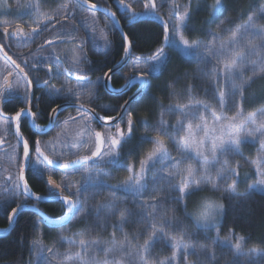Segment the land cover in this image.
Masks as SVG:
<instances>
[{"label": "snow or ice", "instance_id": "1", "mask_svg": "<svg viewBox=\"0 0 264 264\" xmlns=\"http://www.w3.org/2000/svg\"><path fill=\"white\" fill-rule=\"evenodd\" d=\"M191 2L192 0H189L188 4L180 5L177 0H172L169 19L163 21V46L158 47L155 53L148 57H134L132 68L134 71L139 70L138 79L141 83V91H143L150 86V74L155 75L167 59L166 48H171L184 58H196L204 65L212 64L211 73H205V75L209 76L210 90L218 102L220 111L218 113L210 105L191 98L188 103H181L177 100L174 106H167L169 112L179 113L176 116V124L170 125L163 118L162 113L158 123L151 126V132L154 135L149 133L148 122L143 121L146 131L139 137L134 117L131 112L127 111V101L125 105L120 106L123 111H117L116 116L100 117L101 121H113L112 126L103 131L93 128V121L96 119L97 113L94 108L90 107L94 101L90 90L102 81L99 77L94 81L81 74L85 71L82 65L91 63L88 60L85 45L90 42L94 51L105 56L109 54L112 47L107 35V31L110 29L96 26L95 12L99 7L97 4L92 0H77L80 10L90 13L93 20L91 27L84 24L86 33L84 38L72 34L77 31L74 26L71 32H67L61 25V21H67L71 13L56 19L55 24L51 23L54 19L52 16L45 15L43 19L33 21L34 26H30V31H26L20 25L13 27L10 24H5L2 31L6 39L25 38L34 42L35 38L47 31L51 24L53 30L56 29V25H61L63 33L62 35L58 34L55 41L63 42L65 37L79 41L75 48L69 50L73 53L70 62L72 71L67 68L62 69V64L67 61L56 54L55 48L43 59L32 53H28L27 57L20 54L21 63H17L9 56L4 57L8 67L0 72V123H4L6 129L15 125L13 134L16 138V145L12 146V150L16 153V149H20L15 155L16 171L9 172L6 176H0V205L7 206L8 201L15 203L17 200H21V203H16V207L11 208V213L8 215L9 221L16 218L18 210L23 206V200L35 195L31 192L26 178V170H28L30 173L42 177L47 174L46 182L50 188V198L59 200L66 209L64 216L60 218V226L72 220L83 219L87 222V217L94 211L98 222L102 219L101 213H104L103 219L118 213V226L121 230L130 219H134L135 222L145 225L146 229H150L143 243L137 245H132L131 242L126 245L124 241L117 242L115 239L110 242L84 238H80L78 241L67 240L69 244L78 243L85 252L93 245H108L103 247L106 256L109 253L120 254V258L104 259L102 264H173V261L178 260L181 249H183L185 262L188 261L191 250L202 256L201 264H215L218 259L216 246L221 249V255L230 256V260L226 264H264V248L251 247L245 250V237L239 236L233 241L231 236L221 238L218 232L223 218L230 209L234 211L238 206L243 207L250 200L254 191H264V109L260 110L259 120L257 113L242 116L240 110L245 87L252 79V77L245 79L246 70L251 68L253 76H256L258 67L259 73H264V24L258 23V19H264V4L258 10L250 11L248 20L243 24L223 28V22H221V25H218L219 31L211 28L205 29L204 35L211 37L205 43L199 38L190 39L185 35L186 31L199 30L190 23L193 12ZM197 2L199 3L200 0ZM116 3L124 9L130 22L136 20L138 16L160 17L157 0H143L144 11L139 13L132 3H125V0H116ZM7 6L10 7V5ZM63 7L68 9V5ZM208 8L210 9L209 17L205 23L211 24L217 13L224 10L223 0H213ZM104 11L111 18H115L114 12H110L108 9H104ZM37 15H40L38 6ZM225 32L230 33L227 39L223 38ZM97 34L103 40L102 46ZM121 35L125 55H130L133 42L128 39L127 34L122 33ZM44 43L51 46L54 40H45ZM4 47L5 45H0V50H3ZM38 50L43 52V45ZM142 59L145 61L143 65L140 63ZM48 61L56 64L55 72L52 71L53 63ZM41 68L48 70L49 80L61 76L71 78L74 72L77 83L74 86H69L65 81L59 88L50 84L49 80L39 83V78L30 77L29 73H34ZM112 71L113 69L109 68L104 73V77L110 79L109 73ZM126 79L129 78L126 77ZM131 79H136V77ZM33 80H36L40 88L44 90L42 97H35L32 91ZM225 85H227V90ZM85 90H89V94L86 99H82ZM208 90L206 89V91ZM44 97H47L52 103L55 99L73 102L76 106V116L69 115L65 120L60 121L57 115L59 107H53L49 114V127L60 126L62 131L56 139L42 145L39 139L24 138L20 127L22 117L31 118L34 122L38 117V112L32 111V107L36 106L33 100L39 102ZM229 102H231L230 106L237 109V114L232 117L227 116L224 112V108L229 106ZM19 103L26 106L19 108L14 116L7 115L2 110L6 105L14 106ZM160 107L163 109L166 106L161 104ZM199 109L210 111L216 122L215 126L209 128L203 113H199L201 123L197 124L195 128L191 123H187L185 126V121L195 118ZM105 110L116 111L111 106H105ZM221 121H225V123H221ZM76 123L79 124L78 131L69 141L65 130L70 124ZM34 126L40 128V125ZM200 129H203V135L197 137V132ZM210 131L213 133L211 136L209 135ZM257 134H259L260 155L251 161V164L255 166L257 179L248 184L244 191H239L240 163L236 162L235 165H232L228 160H221L220 157L227 154L243 156L242 143L247 137L255 138ZM60 135H64L65 139H60ZM168 142L176 147L180 154L179 158L172 156L168 150ZM3 143L4 139L0 137V144ZM88 143L94 146L87 147ZM206 143L210 147H206ZM143 144H150L152 147L138 160L137 167L134 163L128 162L127 157L133 149ZM81 148H84L89 154H81ZM187 160H195L200 163L203 171L192 163L185 165ZM216 163L220 164V168L217 170L216 176L213 177L209 174L208 166ZM101 166L126 169L129 175L123 182L111 185L107 183V179L111 178L112 173L104 171ZM57 171L64 173L62 180H67L69 174L78 173L81 175L82 181L78 186L71 182L57 183L53 175ZM153 173L156 176H153ZM218 179L225 183L221 186L217 182ZM208 186H211L212 191L219 192L220 196L216 199L202 198L201 202L195 204L190 210L188 201ZM103 189L113 190L110 193V198L98 203L94 210H90L87 205L88 199L95 198ZM65 192L69 194L65 195ZM116 192H123L124 195L117 196ZM145 193H150V195L145 198ZM36 199L39 200L40 197L36 196ZM129 199L134 205L133 208L126 207ZM225 199L228 201L227 205L224 202ZM168 201H174L182 206L185 219L192 222L191 231L188 225L175 215L176 209H170L167 206L166 202ZM122 205L125 206L122 207ZM213 229L217 230L215 238L208 237L206 234ZM176 231L182 233L179 239L173 235ZM199 234H205L204 238L211 240L212 247L206 245L197 247L191 243L192 238L198 237ZM185 238L188 242H185ZM157 242L172 248L170 257L163 260L148 258L147 254ZM34 244L37 246V259L40 264H52L57 255L63 256L59 264H74L75 261L84 260L80 252L58 254L51 248L47 249L49 255H45V250L39 246V242H34ZM117 244L118 247L111 246ZM225 249L227 251H224ZM240 257H244V260L241 261ZM92 260L94 261L95 257H92Z\"/></svg>", "mask_w": 264, "mask_h": 264}, {"label": "trees", "instance_id": "2", "mask_svg": "<svg viewBox=\"0 0 264 264\" xmlns=\"http://www.w3.org/2000/svg\"><path fill=\"white\" fill-rule=\"evenodd\" d=\"M177 2L185 5L188 4L189 0H177ZM171 3L172 0H157L160 12L159 18L156 16H138L136 20L130 22L127 15L119 17L122 28L133 44L126 67L120 72L115 73L111 78V85L113 88H120L127 81L126 77L129 78L132 74L139 73V70L134 71L132 68L134 57H148L154 54L158 47L163 46V21L169 19L168 9ZM212 3L213 0H200L199 3L197 0H192L191 8L193 12L190 23L199 30L192 32L186 31L185 35L188 38H199L207 43L211 37L204 35L205 29L211 28L219 31L218 25H221V22H223V28H231L234 25L243 24L248 20L250 11L254 12L258 10L259 7L264 4V0H223L224 10L217 13L213 23L206 24L205 21L208 19L210 11L208 5ZM133 7L138 13L143 12V0H133ZM5 9L6 8L0 13V18H3V21L0 19V23L5 22L14 26V23H16L15 17H13L11 12H6L7 10ZM6 16L9 17L7 20L5 18ZM102 17L105 21L103 22L105 24L104 28L110 29L107 31V35L112 43V47L107 56L100 54V56L94 60L98 68L99 76H102L109 68H112L119 62L124 53L123 40L120 34L112 27L113 25L108 18L99 14V20L102 21ZM86 20H92V18H87ZM258 23L264 24V19H258ZM2 26L4 27V25ZM169 26L171 28V23ZM229 35L230 33L225 32L223 33V38L227 39ZM4 38L5 36L0 32V45H5L3 51L8 53L15 52V42L11 41L9 43H4ZM10 39L13 40L14 38ZM22 42H24V40ZM99 43L102 46L103 40L100 39ZM165 51L168 53V57L155 75L150 74V86L140 93L138 96L139 99L136 98L133 100L127 109L128 112H131L136 122L138 137L143 135L146 131L142 123L143 121L148 122L149 133L154 135V133L151 132V126L158 123L162 113L163 118L167 120L170 125L176 124V116L179 115V113L169 112L167 106H174L177 100L181 103H188L191 98L210 105V107L215 108L218 113L220 111L218 102L213 97L212 91L210 90L209 76L205 75V73H211L213 65H204L196 58H184L171 48H166ZM0 60L2 61V66L6 67L5 60L2 58H0ZM144 62L143 59L140 61L142 65ZM125 69L127 71L131 69V71L126 72L121 78L120 75ZM256 71L258 75L253 76L251 68L246 70L245 79L248 77H252V79L244 90V99L240 109L242 116H247L249 113L259 114L260 110L264 109V73H259L258 67ZM135 89L136 88H131L128 93L109 94L100 86L98 91L93 93V96L98 100L97 104L94 105L95 109L103 116L114 115ZM206 89L209 90L206 91ZM225 89L227 90V85H225ZM161 104L166 107L162 109L160 107ZM230 104L231 102H229V106L224 108V112L227 116L232 117L237 114V109L234 106H230ZM105 106H111L115 108L116 111L105 110ZM41 110H48V104L41 105ZM67 111L76 113V109ZM199 113H203L205 118L211 116L210 111L199 109L198 115L195 118H189V120L185 121V126L187 123L193 125L199 122ZM37 123L44 122L42 120ZM110 126L112 125L106 126L93 121V128L95 130L103 131ZM78 128V123L70 124L66 128L67 139L69 141L76 135ZM93 146L94 145L91 143L87 144V147ZM151 147L152 145L150 144H143L133 149L132 153L127 157V161L134 163L138 167V160L145 155ZM259 149L260 144L252 140H245L241 145L243 156L227 154L220 157L221 160L226 159L232 165H235L236 162L240 163V176L238 178L239 191H244L248 184H251L253 180L257 179L255 166L251 164V161L258 158L260 155ZM168 150L173 157L179 158L180 154L171 142H168ZM16 153H14L11 148L10 155L3 159V170L0 169V176H6L9 172H15ZM81 154L89 153L85 151L84 148H81ZM69 158H71V156H69ZM188 163L194 164L195 167L203 171L202 165L197 161H185V165ZM101 167L104 171L112 173L111 178L107 179V183L111 185L123 182L129 175L126 169H116L111 166ZM219 168V163L214 165L210 164L208 166L209 174L215 177ZM245 173H247V175H245ZM53 175L57 183L71 182L73 185L78 186L82 181V177L78 173L69 174L67 180H62L64 176L62 172L57 171ZM153 176H156V174L153 173ZM26 178L30 188L35 194L50 195V188L46 182L47 174L42 177L28 172ZM217 182L221 186L225 183V181L219 179ZM111 191L113 190L103 189L95 198L88 199L87 205L89 209L94 210L98 203L109 199ZM64 194L67 195L69 193L65 192ZM116 195L123 196L124 193L116 192ZM149 195L150 193H145V198ZM219 196V192L212 191L211 186H208L204 191L196 193V195L188 201V207L191 210L195 204L201 202L202 198L208 197L216 199ZM224 202L226 205L228 204L226 199ZM16 203H21V200H17L15 203L8 201L7 206L0 205V228H5L7 226L9 212L12 207L16 206ZM166 204L170 209H176L175 215L183 220L191 231L192 222L185 219L182 206L176 204L174 201H168ZM37 206L52 219L59 218L64 212V207L56 202L40 203ZM124 206L125 205H122V207ZM126 207H134L130 199ZM101 216L102 219L98 222L93 211V214L87 217V222L83 219H79L65 223L63 226H49L44 224L41 218L35 213L31 211H22L17 214L11 230L7 234L0 236V264H40V261L37 259V246L34 242H39V246L43 247L45 250V255H49L47 253L48 248L53 249V251L58 254H74L75 252H80L84 260L75 261L74 264H85V262H87V264H102L104 259L112 260L114 258H120V254L116 253L113 255L109 253L106 256L103 247L108 245H93L85 252L78 243L69 244L67 240L72 239L78 241L80 238H84L86 240L99 239L110 242L112 239H115L117 242L124 241L126 245L128 242H131L132 245H137L142 244L143 240L147 238L148 232H150V229H146L145 225L135 222L134 219H130L128 223L124 224L121 230L118 226V213L115 216H108L107 219H103L104 213H101ZM216 232L217 230L213 229L206 235L215 238ZM218 232L221 238L226 236L245 237V250L251 247L264 248V191H254L250 200L243 207L238 206L234 211L230 209L228 214L223 218ZM181 234L180 231L173 233L177 239H179ZM204 235L205 234H199L198 237H193L191 243L197 245V247L200 245L212 247L211 240L205 239ZM185 242H188L187 238H185ZM111 246L115 248L118 247V244ZM172 251L170 246L161 245L160 242H157L152 246L147 255L150 260H163L170 257ZM224 251L227 250L225 249ZM216 255L218 259L215 261V264H226V262L230 260V256L221 255L219 246H216ZM92 257H95L94 261ZM62 259V255H57L52 264H59V261ZM125 260H127V257H125ZM201 260L202 256L190 250L188 261L185 262L183 259V249H181L178 254V260L173 261V264H201ZM240 260L243 261L244 257H240Z\"/></svg>", "mask_w": 264, "mask_h": 264}, {"label": "flooded vegetation", "instance_id": "3", "mask_svg": "<svg viewBox=\"0 0 264 264\" xmlns=\"http://www.w3.org/2000/svg\"><path fill=\"white\" fill-rule=\"evenodd\" d=\"M92 2L98 5L104 6L110 11L114 12L118 19L120 16L123 17L126 15L124 9L119 7V4L116 3V0H92ZM125 3L133 4V0H125ZM5 5H6L5 10H7L6 12H11L13 14V17H15L16 23H14L13 27L20 25V26H23L26 31H30V26H34L33 25L34 20L43 19L45 15L52 16L54 19L51 23L55 24L56 19H58L61 16L67 15L68 13H71L67 21H61V25L64 26V29L67 32H71L72 27L74 26L77 29V31L72 34L79 38H84L86 36L85 30H84V24H87L89 27H91L93 23V20H86L87 18H92L91 14L88 13L87 11H81L78 6L77 1L75 0H12V2H9V0H7V3ZM7 5H10V7H8ZM64 5H68L67 10L63 7ZM37 6H38V11L40 13L39 16L37 15ZM99 14H102V13L97 12V11L95 12L96 26L98 28L104 29L105 24L103 22L105 21L103 17H102V21L99 20ZM102 16H105V15L102 14ZM5 18L7 20L9 17L6 16ZM1 21H3V18L1 19ZM45 23H47V21H45ZM5 24L7 23L5 22L0 23V32L3 34V36L5 35L2 31V28H3L2 25L5 26ZM61 25H56V29L53 30L50 24L48 30L38 35L35 38L34 42L28 41L25 38H14L13 40L4 38L3 39L4 43H9L11 41L15 42V52L8 53V52L3 51L4 50L3 48V50H0V58L4 60L5 56H9L13 60H16L17 63H21L20 54H23L25 57H27L28 53H32L35 56L39 57L40 59H43L44 56H47L51 52V50L55 48L56 54L61 56L63 60L67 61L64 64H62L61 66L62 69L67 68L69 69V71H72V64L70 62L72 60L73 53L69 50L75 48L76 45L79 43V41L70 40L67 37H65L63 42L55 41V37L58 34H61V35L63 34L61 32ZM41 27H43V25H41ZM38 32H39V29H38ZM97 38L98 40H100L99 34H97ZM23 40L24 42H22ZM45 40H54V43L53 45L49 46L44 43ZM41 45H43L44 47L43 52L38 50ZM33 50H36V51H33ZM30 51H33V52H30ZM85 51L87 52L88 60L91 61V63L82 65L85 71L81 74L86 75L88 78L94 81L97 80V78L99 77L101 78V81H102L104 74L102 76L98 75V68L96 67L94 63L95 62L94 60L100 56V53L94 51L93 45L90 42L86 43ZM31 62H35V61H31ZM48 62L53 63L52 71L55 72L56 64L52 61H48ZM127 63L128 61L115 73L120 72L124 67H126ZM6 67H8L7 64H6ZM6 67L2 66V61L0 60V72H3ZM21 67H23V64H21ZM25 70L27 71V69ZM130 71L131 69H128V71L125 69L123 72L124 74L121 73L120 75L121 78L126 74V72H130ZM114 74H112L111 78L113 77ZM75 75L76 74L73 72V75L71 78L67 76H61L60 78L49 80V72L46 68H41L40 70L34 73L32 72L29 73L30 77L32 76L38 77L39 83H43V81L49 80V83L55 85L57 88L61 87V85L65 81H67L69 86H74L77 83L75 79ZM39 83H37L36 80H33L32 91L34 92L35 97L43 96L44 90L40 88ZM100 86L104 89L102 82H98L95 85V87L90 90L91 94L93 95V93H96ZM130 89L126 90L125 93L126 92L128 93ZM88 94H89V90H85L84 96L82 97V99H86ZM68 102H71V101H65L63 99H55L54 103H52V102H49L47 97H44L39 102H36L34 99L33 103L36 106L32 107V111L38 112V117L35 118L34 122H33V119H31L33 123L32 126L30 124V118L22 117L20 132L23 135V137L28 138L30 140L39 139L42 145L49 143L53 141L54 139H56L58 137V134H60L62 130L60 126H57L55 128L47 127L49 124V114L51 113V109L53 107H57V106H60ZM97 102H98L97 98L94 97L93 104H91L90 107L95 109L94 105L97 104ZM45 104H48V110L42 111L41 105H45ZM25 106L26 105H24L23 103H19L14 106L6 105L3 107L2 110L5 114L14 116L15 112L19 110V108L25 107ZM71 109H76V108L67 107V108L59 109L57 113L59 120L63 121L69 115L76 116V113L72 111H67ZM65 111H67L68 113ZM42 120L44 123H37L38 121H42ZM34 124L40 125V128H36ZM36 131H41V132L38 133ZM13 133H14L13 125L11 128L6 129L4 126V123H0V137L4 139V143L0 144V169L1 170H3V162H4L3 159L6 158L8 155H10L12 146L16 145V138ZM66 136H67V133H66ZM60 138L65 139V136L60 135ZM19 151L20 149L17 148L16 152L18 153ZM15 171H16V163H15ZM28 172L29 171L27 170L26 176ZM40 203H43V202H37L28 197L23 200V204H33L37 206ZM45 203H52V202H45Z\"/></svg>", "mask_w": 264, "mask_h": 264}, {"label": "water", "instance_id": "4", "mask_svg": "<svg viewBox=\"0 0 264 264\" xmlns=\"http://www.w3.org/2000/svg\"><path fill=\"white\" fill-rule=\"evenodd\" d=\"M75 1H77V0H75ZM98 6L99 7H98L97 12H100V13L104 14L107 18H109L111 20L112 24L115 25L114 27H115L116 31L120 34V36L122 38L121 34L125 33V31L122 28V25H121L119 19L116 17V15H115V18H111L108 15V13L104 11V9H107L106 7L101 6V5H98ZM85 7L87 8V6H85ZM119 7H121V6L119 5ZM110 12H112V11H110ZM130 54H131V49H130ZM129 57H130V55H125V52H124V54H123V56H122V58L120 60L121 62L115 64L112 67L113 71L111 73H109L110 79H111L112 74H114L116 71H118L128 61ZM134 76L136 77V79H131ZM138 77H139V74L131 75V77L129 78V79H131V82H129V79H128L127 82L122 86V88L118 89V90H112L111 86L109 85L110 84V79H108L107 77H103V87L109 94H121V93L125 92L126 90L130 89L131 87L137 86V89L132 94H130L126 98V100L123 102V104H122V105H125V102L127 101L128 103H127L126 107L128 109V107L131 104V102L133 100H135L139 96V94L144 91V90L141 91V83H140ZM139 85H140V88H138ZM58 107H59V109H63V108H67V107L76 108V106L74 105L73 102H68V103L62 104V105H60ZM118 111H123V110L121 108H119ZM95 112L97 113L96 110H95ZM116 114H117V112L114 114V116H116ZM95 121L98 122L99 124H104V125H111V124L114 123L113 121H108V120L101 121L100 120V116H99L98 113H97V117H96ZM30 124H31V126L33 125L32 121H31V118H30ZM47 127H49V124H48ZM14 128H15V125L13 124V130H14ZM36 132L40 133L41 131H36ZM26 172H27V170H26ZM31 192L33 193L32 189H31ZM36 196H39L40 199L37 200ZM28 198L33 199L34 201L43 202V203H45V202H58V203H61L59 200L51 199L50 195H38V194H35L33 196H29ZM22 211H31V212L35 213L36 215H38L41 218V221L44 224L49 225V226H60L59 225L60 218L64 216V214H63L59 218L52 219V218L48 217L36 205H33V204H23V206L18 210V213H20ZM13 222H14V220L13 221L7 220V226L5 227L3 232H0V236L7 234L11 230V228L13 226Z\"/></svg>", "mask_w": 264, "mask_h": 264}, {"label": "rangeland", "instance_id": "5", "mask_svg": "<svg viewBox=\"0 0 264 264\" xmlns=\"http://www.w3.org/2000/svg\"><path fill=\"white\" fill-rule=\"evenodd\" d=\"M9 2H12V0H9ZM6 3H7V0H0V13H1L2 10H4V8H6V6H5ZM179 4H180V3H179ZM180 5H183V4H180ZM170 6H171V5H170ZM170 6H169V9H168V13H169V14H170V11H171V7H170ZM1 28H2V27H1ZM259 115H260V113L257 114V119H258V120H259ZM205 119L207 120V123H208V125H209V128L215 126V123H216V122L213 120L212 116H209L208 118H205ZM200 123H201V121H199V122L193 124V127L195 128V126H196L197 124H200ZM221 123H225V121H221ZM249 126H251V125H249ZM200 135H203V129L198 130V132H197V137L200 136ZM209 135L211 136V135H213V133L210 131V132H209ZM245 140H252L253 142H256V143L259 144V134H257V137H255V138H253V137H247ZM206 147H210V145L206 143ZM205 198H208V197H205ZM210 199H214V198H210ZM231 237H232V239H233V241H234L235 238H236V237H239V236H231Z\"/></svg>", "mask_w": 264, "mask_h": 264}, {"label": "bare ground", "instance_id": "6", "mask_svg": "<svg viewBox=\"0 0 264 264\" xmlns=\"http://www.w3.org/2000/svg\"><path fill=\"white\" fill-rule=\"evenodd\" d=\"M3 230L2 229H0V232H2Z\"/></svg>", "mask_w": 264, "mask_h": 264}]
</instances>
